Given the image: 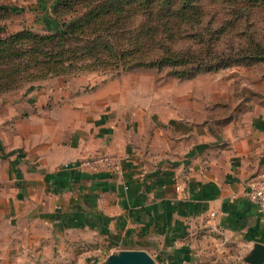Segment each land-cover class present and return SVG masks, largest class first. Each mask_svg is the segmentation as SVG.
Instances as JSON below:
<instances>
[{"label":"crops","instance_id":"obj_1","mask_svg":"<svg viewBox=\"0 0 264 264\" xmlns=\"http://www.w3.org/2000/svg\"><path fill=\"white\" fill-rule=\"evenodd\" d=\"M68 85L0 95V264H100L128 249L157 264H248L264 244L246 186L264 175L262 95L205 115L185 92L156 107L124 76ZM104 154L119 171L64 168Z\"/></svg>","mask_w":264,"mask_h":264},{"label":"rangeland","instance_id":"obj_2","mask_svg":"<svg viewBox=\"0 0 264 264\" xmlns=\"http://www.w3.org/2000/svg\"><path fill=\"white\" fill-rule=\"evenodd\" d=\"M188 1L195 6L190 14L170 11ZM243 2L255 4V0H0L3 33L27 28L49 36L26 42L22 47L27 51L8 58L0 74L17 80V88L9 91L13 93L65 82L72 90L85 91L124 76L129 83L139 82L147 96L156 92V107L171 104L172 96L183 92L189 95L186 108L201 109L205 115L259 106L264 97V59L225 63L220 59L251 46L250 38L241 36L244 29L264 43V0L251 8L247 23L241 20L238 29L231 26L213 41L202 36L204 24L223 28L232 18L234 4ZM98 10L102 11L92 22L85 20ZM38 11L42 16L37 19ZM70 21L74 25L65 29ZM52 65L69 70L52 74Z\"/></svg>","mask_w":264,"mask_h":264},{"label":"trees","instance_id":"obj_3","mask_svg":"<svg viewBox=\"0 0 264 264\" xmlns=\"http://www.w3.org/2000/svg\"><path fill=\"white\" fill-rule=\"evenodd\" d=\"M246 1V0H245ZM260 2V0H255V4ZM254 5H250L248 2H243L242 4H234V11L231 15L230 22L226 25H224L223 28L218 29L219 27H222V24L218 27H213L211 22H207L203 25V32L202 36L203 39H208L210 41H213L216 39V37H219L222 33H224L225 30L230 28L231 26H236V29L240 27V21L242 20L243 23H247V17L250 14V10ZM193 1H188L185 3H182L181 5L173 6L170 11H180L185 14H190L191 11L194 10ZM8 10L12 11V9L8 8ZM102 10H98L94 14H89L85 20L87 22H92L94 18L97 17V15L100 14ZM244 19V20H243ZM76 23V22H75ZM72 25H74V21H70L68 24H64V27H67L65 29L72 28ZM76 26V24H75ZM247 27V26H246ZM248 28V27H247ZM4 32V28L0 26V69L8 66V58L11 56L19 57L21 56L24 51L23 47L26 42L31 41L34 43L40 42L39 39L44 40L49 36H42L40 34L32 32L30 29H23L21 31H17L11 34L6 35ZM68 34V31H66ZM241 36H247V38H250V41L252 44L251 46L246 48L244 51L241 49L240 52H230L227 55H225L223 58L220 59V62L225 63L228 61H241L243 59H255V60H263L264 59V43L260 41H255L254 35L248 31V29H244L241 32ZM208 40V42H209ZM27 51V50H26ZM21 58V57H20ZM165 61V60H164ZM199 65V64H198ZM52 74H61L65 70L68 71L69 67L63 68L61 70V66H54L52 65ZM15 82V83H14ZM14 83V84H13ZM17 80L14 78L6 77L5 75L0 74V94H4L6 92L11 91V89L17 88Z\"/></svg>","mask_w":264,"mask_h":264},{"label":"built area","instance_id":"obj_4","mask_svg":"<svg viewBox=\"0 0 264 264\" xmlns=\"http://www.w3.org/2000/svg\"><path fill=\"white\" fill-rule=\"evenodd\" d=\"M64 168L72 172H100L102 170L119 171L121 158L117 155H97L84 158L76 163H67ZM248 197L264 218V175L253 176L246 182ZM214 215V213H212Z\"/></svg>","mask_w":264,"mask_h":264},{"label":"water","instance_id":"obj_5","mask_svg":"<svg viewBox=\"0 0 264 264\" xmlns=\"http://www.w3.org/2000/svg\"><path fill=\"white\" fill-rule=\"evenodd\" d=\"M245 260L248 264H264V244H254ZM100 264H157V262L146 250L128 249L111 253Z\"/></svg>","mask_w":264,"mask_h":264}]
</instances>
